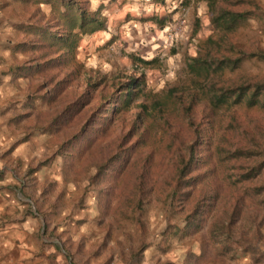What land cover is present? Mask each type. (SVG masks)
I'll list each match as a JSON object with an SVG mask.
<instances>
[{
	"label": "rangeland",
	"instance_id": "1",
	"mask_svg": "<svg viewBox=\"0 0 264 264\" xmlns=\"http://www.w3.org/2000/svg\"><path fill=\"white\" fill-rule=\"evenodd\" d=\"M251 1L229 37L247 55L264 51V0ZM98 11L105 28L69 48L81 13ZM216 12L208 0H0L3 219L36 222L40 243L12 264H264V104L213 106L206 79L190 81L219 40ZM210 80L255 85L264 62Z\"/></svg>",
	"mask_w": 264,
	"mask_h": 264
},
{
	"label": "trees",
	"instance_id": "2",
	"mask_svg": "<svg viewBox=\"0 0 264 264\" xmlns=\"http://www.w3.org/2000/svg\"><path fill=\"white\" fill-rule=\"evenodd\" d=\"M208 1L212 3L216 11H218L213 19V23L217 30L219 40L216 42L209 40L205 43L206 54L204 58H195L193 64L190 66V73H193L190 81L199 87L201 79H206V86H208V89L202 92V96L213 106H220L229 101H234L235 103L246 102L247 106L251 108L264 104L261 101L264 97V82L256 83L255 85L242 84L237 86H219L217 83L210 80V75L212 74H217V72L223 73L226 69L235 70L244 58H258L260 61L264 62L263 50L255 51L247 55L248 52L244 48L241 49V47L229 40V37L235 35L237 30H239V28L246 23L248 18L253 15L250 7L254 5V2L251 0L247 2L244 0ZM242 2L247 3V8L249 9L236 10L235 8H238ZM221 3L222 5H220ZM104 28L105 21L101 17L100 11L96 12L94 15H88L82 12L79 26L72 27L71 33L66 36L64 42L69 48L76 50L79 47V42L85 35L103 30ZM75 29H78L80 32H72ZM136 82L137 80L134 79L132 83L128 85L127 96L130 98L136 93L135 89L139 87L138 84L136 85ZM202 89L204 90L205 88L202 87ZM177 90V87L171 89L170 92L165 94L164 99L167 100L173 97V94ZM159 103L162 105L166 104L163 103L162 100H159ZM259 167L260 166L253 168V170L257 172ZM253 170L251 169V172ZM180 171L184 175L187 174L184 168ZM251 175L253 174L251 173ZM245 178L249 177L246 176Z\"/></svg>",
	"mask_w": 264,
	"mask_h": 264
},
{
	"label": "crops",
	"instance_id": "3",
	"mask_svg": "<svg viewBox=\"0 0 264 264\" xmlns=\"http://www.w3.org/2000/svg\"><path fill=\"white\" fill-rule=\"evenodd\" d=\"M5 199L0 194V263L12 264L26 256L25 249L29 246L40 247L38 239V225L34 221L28 223L18 221L7 222ZM19 218V217H18Z\"/></svg>",
	"mask_w": 264,
	"mask_h": 264
}]
</instances>
